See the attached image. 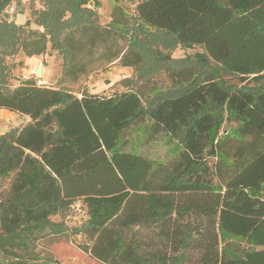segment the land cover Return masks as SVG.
Returning <instances> with one entry per match:
<instances>
[{"label":"trees","instance_id":"obj_1","mask_svg":"<svg viewBox=\"0 0 264 264\" xmlns=\"http://www.w3.org/2000/svg\"><path fill=\"white\" fill-rule=\"evenodd\" d=\"M13 1L0 0V109L30 121L0 134V264H40L37 243L62 234L82 235L104 264H264V0H138L124 66L167 64L154 28L241 82L192 77L148 106L132 90L79 96L32 78L10 88L7 56L57 50L74 75L78 37L102 29L88 6L98 0H43L36 29L7 16ZM144 123L148 137L177 141L172 160L137 150L129 133ZM77 200L84 222L52 219Z\"/></svg>","mask_w":264,"mask_h":264},{"label":"rangeland","instance_id":"obj_2","mask_svg":"<svg viewBox=\"0 0 264 264\" xmlns=\"http://www.w3.org/2000/svg\"><path fill=\"white\" fill-rule=\"evenodd\" d=\"M98 2L99 4L91 2L88 6L97 12V22L102 29L98 33H87L78 37L76 53L82 65L76 74L65 75L64 59L57 50L48 49L45 53L32 57L20 51L5 58L8 65L7 85L13 88L21 81L32 78L37 81L41 80V84L66 89L79 96L84 91L111 95L115 92L132 90L138 92L143 104L148 106L160 95L176 89L178 85L188 86L192 77L203 81L207 76H215L226 79L230 83H241L236 75L227 73L220 64L205 56L201 46L181 47L178 44L174 47L166 34L149 27L147 28L158 36L160 42L154 44L155 47L162 50L168 60L167 64L157 70L154 65L155 60L152 59L150 64H147V68L145 63L144 65L139 63L135 67L124 66L120 58L128 52L129 40L141 27V22L136 14L138 0H98ZM11 5L14 6L15 12L6 13L15 23L27 24L35 29L39 28L35 23V9L42 8L43 0H15ZM116 5L124 10L129 21L126 34L121 36L112 27L114 19L124 20L119 9L115 10ZM28 22L30 23L28 24ZM115 28L118 31L126 29L124 26ZM166 44H169L170 47H164ZM118 52H121L120 57L115 58L114 54ZM148 55H155V53L149 52ZM186 56L189 58L185 59ZM41 65L43 71L39 74L38 69ZM145 70L153 71L148 74ZM29 121L28 116L0 109V134L21 127ZM146 124H138V127L133 126L135 128L129 133L132 139L138 142L137 150L150 158L172 160L179 147L177 141L171 140L164 133L148 137L145 131ZM223 133L227 132L225 133L224 130ZM8 189L9 182L7 180L3 183L2 190L7 191ZM52 219L56 221L64 219L71 228L80 225L87 219L86 208L82 205V200H77L76 204L65 213V216L56 215ZM69 232L67 231V234ZM84 240L82 235L69 236L65 234L40 240L36 245V252L40 255L39 263L104 264L78 246Z\"/></svg>","mask_w":264,"mask_h":264},{"label":"built area","instance_id":"obj_3","mask_svg":"<svg viewBox=\"0 0 264 264\" xmlns=\"http://www.w3.org/2000/svg\"><path fill=\"white\" fill-rule=\"evenodd\" d=\"M7 12L8 13H10V14H12L13 12H15V8H14V6L13 5H10L9 7H8V9H7ZM38 83H42V81L41 80H38Z\"/></svg>","mask_w":264,"mask_h":264},{"label":"water","instance_id":"obj_4","mask_svg":"<svg viewBox=\"0 0 264 264\" xmlns=\"http://www.w3.org/2000/svg\"><path fill=\"white\" fill-rule=\"evenodd\" d=\"M30 22H28V24H29ZM42 71H43V66L41 65L40 67H39V69H38V73L39 74H41L42 73ZM227 132V130H225V133Z\"/></svg>","mask_w":264,"mask_h":264},{"label":"crops","instance_id":"obj_5","mask_svg":"<svg viewBox=\"0 0 264 264\" xmlns=\"http://www.w3.org/2000/svg\"><path fill=\"white\" fill-rule=\"evenodd\" d=\"M12 20V18H10Z\"/></svg>","mask_w":264,"mask_h":264}]
</instances>
